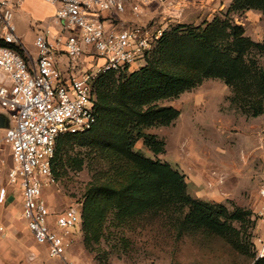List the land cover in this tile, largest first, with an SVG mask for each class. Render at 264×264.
<instances>
[{
  "label": "rangeland",
  "instance_id": "1",
  "mask_svg": "<svg viewBox=\"0 0 264 264\" xmlns=\"http://www.w3.org/2000/svg\"><path fill=\"white\" fill-rule=\"evenodd\" d=\"M247 8L245 0L243 4L241 0H143V23H134L132 18L141 14L132 12V17L127 14L113 20L123 30L142 24L153 33L162 32V38L176 30L180 34H202L215 21L227 22L243 27L246 38L262 43L264 9ZM159 106L180 112L171 126L146 130L165 142V152L156 155L143 139L137 142L135 151L168 163L183 174L192 197L224 205L231 212H252L234 227L240 231L237 236L243 250L258 257L259 250L264 248L260 242H264V224L255 213L260 209L258 190L264 183V112L255 117L250 105L236 103L232 88L220 79L204 80L179 98L162 101ZM1 149L9 169L10 146L3 142ZM71 154L84 158L83 170L75 172L64 166L60 176L54 174L55 184L44 196L58 210L84 204L96 179L105 181L113 177L105 157L97 161L90 149L80 147H75ZM181 219L176 208L125 221L117 212H109L101 226H95L90 234L82 225L77 241L69 249V260L72 264H254L233 243L217 234L204 229L181 230Z\"/></svg>",
  "mask_w": 264,
  "mask_h": 264
},
{
  "label": "trees",
  "instance_id": "2",
  "mask_svg": "<svg viewBox=\"0 0 264 264\" xmlns=\"http://www.w3.org/2000/svg\"><path fill=\"white\" fill-rule=\"evenodd\" d=\"M244 0H241L243 4ZM247 9H264V0H245ZM238 4V1H237ZM241 26L215 21L203 31L166 34L149 55L146 65L102 75L96 84L97 123L85 133L58 138L52 171L57 177L67 165L80 172L85 165L75 147L87 148L94 159L109 160L110 180H95L83 204V226L92 233L109 212L121 220L177 209L181 230L204 229L225 238L254 261L264 264L239 240L235 223H243L252 212L192 197L186 177L168 163L155 161L135 151L143 139L156 155L165 152V142L146 133L153 127H169L180 116L175 108L160 107L165 100L179 98L207 79H220L232 88L234 101L258 117L264 112V42L245 37ZM0 45L2 42L0 40ZM66 161V163H65ZM238 235V236H237ZM237 240V241H236Z\"/></svg>",
  "mask_w": 264,
  "mask_h": 264
},
{
  "label": "built area",
  "instance_id": "3",
  "mask_svg": "<svg viewBox=\"0 0 264 264\" xmlns=\"http://www.w3.org/2000/svg\"><path fill=\"white\" fill-rule=\"evenodd\" d=\"M46 1L57 5L52 24L58 32L51 25L38 30L34 57L14 23L19 1L0 0V111L12 121L3 142L10 146L14 163L9 184L22 190L23 218L35 242L46 246L60 264H72L69 249L83 225V203L56 212L44 197L56 180L52 162L58 138L91 130L97 123L99 78L143 67L163 34L143 25L124 30L108 25L112 16L126 14L129 6L132 13L141 14L143 2ZM7 194V188L0 190L1 204ZM258 201L255 213L264 224V183Z\"/></svg>",
  "mask_w": 264,
  "mask_h": 264
},
{
  "label": "crops",
  "instance_id": "4",
  "mask_svg": "<svg viewBox=\"0 0 264 264\" xmlns=\"http://www.w3.org/2000/svg\"><path fill=\"white\" fill-rule=\"evenodd\" d=\"M18 1L20 5L16 9L14 15L17 33L27 51L35 57L37 50L34 42L38 30L41 27H48L51 25L52 31L55 33L58 32L57 28L52 24L57 14V5L46 0ZM140 2H143V0H133V4H138ZM127 14H130L132 17L130 6L126 14L120 16L124 17ZM118 17V15L112 16V20H110V23L108 22V25L116 29H121L118 24L115 25L113 20H118ZM132 20L137 24L143 23V8L141 15L135 18L133 17ZM90 60V58L87 59L89 62ZM1 132L4 133V135L1 134ZM5 134L6 130H0V190L3 188H7L8 190L6 202L0 203V264H52V262L58 264L60 262L51 258L46 246L38 245L35 242L33 234L23 218V194L20 186L9 184L8 173L13 168V158L11 168L7 169L1 149ZM47 203L49 204L48 201ZM49 206L53 211H62L53 208L50 204ZM259 229H261V227ZM77 237L78 234L76 236V241L78 239ZM261 253H264V250H259V256Z\"/></svg>",
  "mask_w": 264,
  "mask_h": 264
},
{
  "label": "water",
  "instance_id": "5",
  "mask_svg": "<svg viewBox=\"0 0 264 264\" xmlns=\"http://www.w3.org/2000/svg\"><path fill=\"white\" fill-rule=\"evenodd\" d=\"M12 127L11 117L8 113L0 111V130Z\"/></svg>",
  "mask_w": 264,
  "mask_h": 264
}]
</instances>
